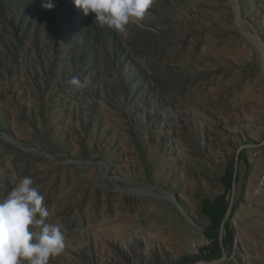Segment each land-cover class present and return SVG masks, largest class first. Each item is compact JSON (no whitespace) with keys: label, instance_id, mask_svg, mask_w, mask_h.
<instances>
[{"label":"rangeland","instance_id":"374dc122","mask_svg":"<svg viewBox=\"0 0 264 264\" xmlns=\"http://www.w3.org/2000/svg\"><path fill=\"white\" fill-rule=\"evenodd\" d=\"M43 2L0 0V197L33 177L49 264H207L201 201L250 144L219 264H264V0H154L124 34Z\"/></svg>","mask_w":264,"mask_h":264},{"label":"clouds","instance_id":"9594fccd","mask_svg":"<svg viewBox=\"0 0 264 264\" xmlns=\"http://www.w3.org/2000/svg\"><path fill=\"white\" fill-rule=\"evenodd\" d=\"M85 16L117 34H124L132 23L148 15L154 0H72ZM41 7L51 9L52 0ZM45 197L34 186L31 176L0 197V264H49L65 247V236L58 224L48 221Z\"/></svg>","mask_w":264,"mask_h":264},{"label":"trees","instance_id":"16d2710c","mask_svg":"<svg viewBox=\"0 0 264 264\" xmlns=\"http://www.w3.org/2000/svg\"><path fill=\"white\" fill-rule=\"evenodd\" d=\"M242 165H248L244 151H242L239 156L237 182L240 179ZM232 178L233 170L225 175V177L222 179V182L225 186V192L222 195H219L214 199H203L201 201V212L210 220V226L208 230L211 231V233L208 234L207 237L211 243L208 246L200 249L199 254L190 257L193 262H210L217 259L218 250L221 248L218 231L228 208L230 193L232 190ZM227 240H232L231 232H229L223 238V242H226Z\"/></svg>","mask_w":264,"mask_h":264},{"label":"water","instance_id":"95a60500","mask_svg":"<svg viewBox=\"0 0 264 264\" xmlns=\"http://www.w3.org/2000/svg\"><path fill=\"white\" fill-rule=\"evenodd\" d=\"M248 146L255 147L254 144H252V145L251 144L250 145H240V147L238 148V151L236 153V156H235L231 195H230L229 204H228V208H227L226 214H225V216H224V218L222 220V223L220 225V230H219V243H220V246H221L222 255H221V257H219V258H217V259H215L213 261L207 262V264H219V263L223 262L224 259L226 258L224 245H223V232H222V229H223L224 224H225V222L227 220V217L229 216V214L231 212V208H232V205H233V202H234V199H235L240 152H241V150H243L244 148H246Z\"/></svg>","mask_w":264,"mask_h":264},{"label":"built area","instance_id":"2783aa9c","mask_svg":"<svg viewBox=\"0 0 264 264\" xmlns=\"http://www.w3.org/2000/svg\"><path fill=\"white\" fill-rule=\"evenodd\" d=\"M259 147L264 148V144L259 145ZM259 155V156H258ZM251 162H257L258 164V176L254 185V193L255 194H260L264 190V155L263 151H257V153L253 156ZM200 253V250H199ZM198 253V254H199Z\"/></svg>","mask_w":264,"mask_h":264}]
</instances>
